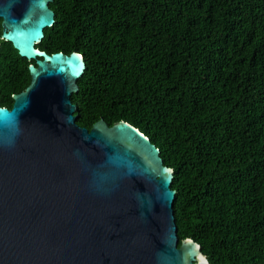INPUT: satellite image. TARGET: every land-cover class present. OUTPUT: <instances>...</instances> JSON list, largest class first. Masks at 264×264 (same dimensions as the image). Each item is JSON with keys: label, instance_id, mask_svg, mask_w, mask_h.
I'll return each instance as SVG.
<instances>
[{"label": "trees", "instance_id": "trees-1", "mask_svg": "<svg viewBox=\"0 0 264 264\" xmlns=\"http://www.w3.org/2000/svg\"><path fill=\"white\" fill-rule=\"evenodd\" d=\"M37 48L78 52L75 124L124 121L175 173L178 242L264 264V0H52ZM0 39V106L29 82Z\"/></svg>", "mask_w": 264, "mask_h": 264}, {"label": "water", "instance_id": "water-1", "mask_svg": "<svg viewBox=\"0 0 264 264\" xmlns=\"http://www.w3.org/2000/svg\"><path fill=\"white\" fill-rule=\"evenodd\" d=\"M52 0H0V39L31 63L0 106V264H209L178 242L175 172L124 121L75 124L78 52L36 47Z\"/></svg>", "mask_w": 264, "mask_h": 264}, {"label": "flooded vegetation", "instance_id": "flooded-vegetation-1", "mask_svg": "<svg viewBox=\"0 0 264 264\" xmlns=\"http://www.w3.org/2000/svg\"><path fill=\"white\" fill-rule=\"evenodd\" d=\"M6 108H7V107H6ZM72 114L74 115V114H76V112H73ZM76 116H77V114H76Z\"/></svg>", "mask_w": 264, "mask_h": 264}]
</instances>
